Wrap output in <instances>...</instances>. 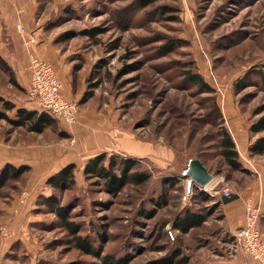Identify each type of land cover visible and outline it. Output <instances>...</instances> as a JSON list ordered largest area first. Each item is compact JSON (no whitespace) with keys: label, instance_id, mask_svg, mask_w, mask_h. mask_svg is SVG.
Here are the masks:
<instances>
[{"label":"rangeland","instance_id":"1","mask_svg":"<svg viewBox=\"0 0 264 264\" xmlns=\"http://www.w3.org/2000/svg\"><path fill=\"white\" fill-rule=\"evenodd\" d=\"M140 1L0 0V59L9 65L8 70L0 65V95L20 108L43 109L29 95L30 49L23 46L16 28L20 18L39 36L34 52L43 57L41 46L46 44L62 60L72 100L78 103V119L81 112L91 123L84 138L93 131L99 139L114 140L96 154L106 152L118 162L131 160L134 169L150 173L146 182H128L113 195L102 179L84 175L87 154L78 157L77 186L59 195L70 219L80 226L79 234L95 247L102 244L104 254L129 256L132 264L178 250L174 264H230L241 249L235 244L238 226L223 196H198L184 206L182 170L191 157L199 158L213 174L216 188L247 191L255 183L260 188L261 182L264 189V152L249 150L264 136V130H250L264 115V79L253 74H264V0ZM19 7L26 12L20 15ZM189 70L200 73L213 91L188 80ZM223 101V106L234 107L243 126L232 135L243 163L238 170L219 153L217 122L224 119L228 124ZM8 113L14 116L15 110ZM97 114L107 117L105 126H96ZM67 124L56 117L55 126L37 133L0 119V166L30 167L0 190V264L101 263L76 244L55 212L37 202L50 192L44 176L67 160H56L51 150L62 148L57 150L60 157L72 148L90 146ZM113 127L174 154L138 156L112 137ZM24 192L29 200L21 202ZM199 193L196 188L194 195ZM162 197L166 203L153 217L142 214ZM187 209L206 214L207 220L184 233L174 225ZM102 233L107 235L104 243Z\"/></svg>","mask_w":264,"mask_h":264},{"label":"trees","instance_id":"2","mask_svg":"<svg viewBox=\"0 0 264 264\" xmlns=\"http://www.w3.org/2000/svg\"><path fill=\"white\" fill-rule=\"evenodd\" d=\"M157 0H141L143 5L150 4ZM93 34V33H91ZM0 65L8 70L9 65H7L4 59H0ZM188 74V80L194 82L199 88L204 89V91H213V88L204 80L203 76L194 71H186ZM253 74L259 75L260 78L264 79V74L262 71H254ZM242 79L238 82H244ZM14 84L17 82L14 79ZM92 92L88 95L91 96ZM88 95L83 97V100L88 98ZM15 115L10 116L9 111H14ZM221 112V111H220ZM222 113V112H221ZM0 119L7 120L13 126L19 127L23 126L29 131L43 133L47 128L56 125V117L51 115L46 110L38 109H26L17 107L16 104L4 96L0 95ZM219 131L217 136L220 137L219 153L225 158L226 163L231 169L238 170L243 168V163L240 160L239 152L236 146L235 139L232 136L229 128L224 125V119H220ZM250 130L252 132H260L264 130V115L260 116L255 122L251 123ZM64 137L67 136L66 132H60ZM249 150L253 154H261L264 152V136L257 138L253 143L250 144ZM194 157H191L192 159ZM189 162V161H188ZM205 164V162L203 161ZM135 163L128 159H120L118 162L115 156H110L106 152H101L95 154L87 159L83 166V173L87 178H100L103 180V184L107 192L110 194L119 193L128 182H134L137 184L146 182L150 178V173L147 171H139L134 169ZM188 166V164H187ZM187 166L182 170V174L186 177L185 170ZM78 165L75 162L67 163L58 171L49 175L46 179V184L50 188L48 196H44L42 200H38V204H42L49 208L52 212L60 218L62 224L66 227L71 235H73L76 244L82 248L84 251L91 253L98 257L101 261L100 264H132L131 258L129 256L116 257L112 254L103 253V245L95 247L88 241L86 237L79 234L80 226L70 219V214L68 207L65 206L63 199H60V193L62 191L73 189L77 186L76 171ZM117 169L120 172H117ZM30 170L29 165L21 164L15 165L13 163H6L0 166V190L6 186L11 180L20 179L24 173ZM201 197L204 200H209L211 197L204 193H199L194 195L193 199L196 197ZM224 198V202H228L230 198ZM40 202V203H39ZM166 203L165 197L162 200H156V207L151 209H145L142 214L148 217H153L156 214L157 207L163 206ZM191 204V203H189ZM41 210V208L39 209ZM207 220L206 214L195 211L192 209H187L183 215L179 216L175 222L174 227L180 231L186 233L193 228L201 227ZM102 243L107 239L106 234H101ZM181 251L178 250L175 255H168L156 260H152L146 263H134V264H174L175 257H178ZM186 260V257L184 258Z\"/></svg>","mask_w":264,"mask_h":264},{"label":"built area","instance_id":"3","mask_svg":"<svg viewBox=\"0 0 264 264\" xmlns=\"http://www.w3.org/2000/svg\"><path fill=\"white\" fill-rule=\"evenodd\" d=\"M16 28L21 35L22 43L28 51L29 70H30V90L31 99H37L42 110H46L51 115L69 123L74 124L78 121V103L67 98L63 92L64 84L57 72L55 64L44 57L36 54L32 48L39 42L38 34L31 30L22 22L16 23ZM118 129L113 134L116 136ZM211 183V182H210ZM199 186L194 182L185 184V192L181 197L182 204L188 205L195 194L196 188L203 193L215 196L222 195L231 198L233 191L229 186L216 188L214 184ZM23 193L21 202L26 199ZM263 213L259 205L252 201H246L245 219L236 230L235 244L238 248L247 253L251 258L259 260L264 264V222Z\"/></svg>","mask_w":264,"mask_h":264},{"label":"crops","instance_id":"4","mask_svg":"<svg viewBox=\"0 0 264 264\" xmlns=\"http://www.w3.org/2000/svg\"><path fill=\"white\" fill-rule=\"evenodd\" d=\"M30 8H31V6H30ZM26 9H27L26 7H19V8H17V11L20 12V15H21L22 13L24 14V12H26ZM18 22L28 24L26 21L24 22L20 18H19ZM34 49H35V47L32 48L33 51H35ZM41 49L43 50V54H41V55L44 58L51 60L55 64L57 72H58V74H59V76H60V78L64 84L63 92H64L65 96L67 98L72 99L70 87L68 84V79L64 75L65 67H64L62 60L60 59L59 55L56 54L55 52H51L50 48H47L46 44L45 45L43 44V47L41 46ZM223 104L225 105L226 103L224 101L222 102L223 113L225 115L226 122L228 123V124H226V126L229 128L232 135H234V133L239 132L240 129L243 130V126L240 123V119L235 114L234 107H229V105H227V107H225V106H223ZM84 115H85L84 113L80 112V114H79L80 120L78 119L79 123L75 127H74V125L76 123L67 124V129L71 133L74 132V136L77 135V137H78V135H79V136L83 137V141L85 142V144H89L90 146L86 145V146L82 147L83 149H81L80 147H79L80 149L77 147L72 148V151L66 153L64 156H62V153H60L61 154L60 157L57 155V153H58L57 150L62 149V148L54 149V151L51 150L52 153L55 152L54 154L56 155V160H58V158H65L67 160L64 161L62 159L61 164L58 167L52 169L49 173H47L44 176L45 178H48L47 177L48 175H51L54 172L58 171L63 166H65L67 163L76 162L75 160L80 156L87 154L86 158L88 159L89 157L95 155L98 151L102 150L103 148H109L110 147L109 145L111 143L115 144L114 140H112L111 138H107L108 139L107 140L103 136L102 139H99L98 134L93 133V131L88 132L87 138H84L83 135L85 134V131H87V127L91 124L90 121ZM99 115L100 114H97V117L94 118V121L96 122V126L99 127V125H101V123L103 124V126H105L104 124L108 122L107 117L99 116ZM115 129H118L116 136L113 134ZM121 133H124V132L121 131L119 128L113 127L111 129L112 137L115 139L117 138L119 141H121V143L124 145V147H126L130 152L137 154L138 156L154 155L153 156L154 158H156V156L161 157V158H169L174 154L171 149L169 151L168 150L163 151L162 147L161 148H155V147L153 148L152 145H150L146 142H142L140 140L137 141L136 139H132V137L129 134H124L125 135L124 136V135H121ZM117 143H118V141H117ZM236 144H238V143L236 142ZM111 146H113V145H111ZM93 149H95L96 151L93 152L92 151ZM63 152H65V151L63 150ZM37 174H39V173H37ZM187 181H188V179L186 178V183H187ZM210 184L214 185L213 181ZM260 188L262 190H260ZM260 188H258L257 183L254 184L253 188H250L247 191H241L239 188H236L234 191V189L231 188L234 194L228 202H225V206H226V209L228 210L227 213H228L229 217L235 223L236 227L237 226L239 227L241 225L242 221L245 219L246 201H252L253 203L260 206L261 211L263 213L262 221L264 222V189H263L261 182H260ZM25 193L29 194L28 192H25ZM26 200L27 201L29 200L28 195H27ZM230 264H263V263L260 262L259 260H255V259L251 258L247 253H245L243 250H241L235 256V259Z\"/></svg>","mask_w":264,"mask_h":264},{"label":"water","instance_id":"5","mask_svg":"<svg viewBox=\"0 0 264 264\" xmlns=\"http://www.w3.org/2000/svg\"><path fill=\"white\" fill-rule=\"evenodd\" d=\"M185 174L189 183L194 182L199 186H205L213 179V174L199 158H192L189 160Z\"/></svg>","mask_w":264,"mask_h":264}]
</instances>
